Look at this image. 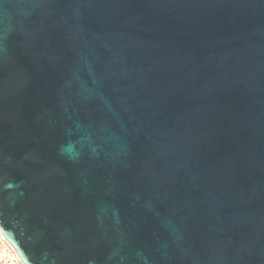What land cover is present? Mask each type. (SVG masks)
<instances>
[{
	"label": "water",
	"instance_id": "95a60500",
	"mask_svg": "<svg viewBox=\"0 0 264 264\" xmlns=\"http://www.w3.org/2000/svg\"><path fill=\"white\" fill-rule=\"evenodd\" d=\"M0 229L25 264H264V0H0Z\"/></svg>",
	"mask_w": 264,
	"mask_h": 264
},
{
	"label": "built area",
	"instance_id": "2783aa9c",
	"mask_svg": "<svg viewBox=\"0 0 264 264\" xmlns=\"http://www.w3.org/2000/svg\"><path fill=\"white\" fill-rule=\"evenodd\" d=\"M0 264H25L13 244L0 229Z\"/></svg>",
	"mask_w": 264,
	"mask_h": 264
}]
</instances>
